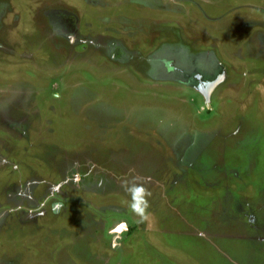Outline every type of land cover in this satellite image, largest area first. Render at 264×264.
<instances>
[{
    "label": "rangeland",
    "instance_id": "374dc122",
    "mask_svg": "<svg viewBox=\"0 0 264 264\" xmlns=\"http://www.w3.org/2000/svg\"><path fill=\"white\" fill-rule=\"evenodd\" d=\"M0 264H264V0H0Z\"/></svg>",
    "mask_w": 264,
    "mask_h": 264
},
{
    "label": "clouds",
    "instance_id": "9594fccd",
    "mask_svg": "<svg viewBox=\"0 0 264 264\" xmlns=\"http://www.w3.org/2000/svg\"><path fill=\"white\" fill-rule=\"evenodd\" d=\"M140 177L133 176L131 180L122 179L121 187L125 192L131 196V202L129 207L132 213L137 216L140 221L147 219V209L149 207L148 197L151 196V192L140 183Z\"/></svg>",
    "mask_w": 264,
    "mask_h": 264
},
{
    "label": "bare ground",
    "instance_id": "6f19581e",
    "mask_svg": "<svg viewBox=\"0 0 264 264\" xmlns=\"http://www.w3.org/2000/svg\"><path fill=\"white\" fill-rule=\"evenodd\" d=\"M209 87H210V85L207 88H209Z\"/></svg>",
    "mask_w": 264,
    "mask_h": 264
}]
</instances>
